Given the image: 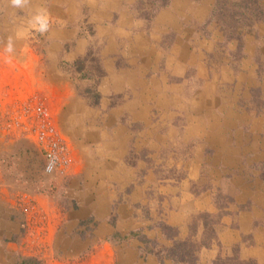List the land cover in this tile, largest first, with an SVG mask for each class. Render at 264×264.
<instances>
[{"label": "rangeland", "instance_id": "1", "mask_svg": "<svg viewBox=\"0 0 264 264\" xmlns=\"http://www.w3.org/2000/svg\"><path fill=\"white\" fill-rule=\"evenodd\" d=\"M149 256L264 264V0H0V264Z\"/></svg>", "mask_w": 264, "mask_h": 264}, {"label": "built area", "instance_id": "2", "mask_svg": "<svg viewBox=\"0 0 264 264\" xmlns=\"http://www.w3.org/2000/svg\"><path fill=\"white\" fill-rule=\"evenodd\" d=\"M44 159H45V171L47 173H50L57 165V160H58L57 155L51 149L45 150Z\"/></svg>", "mask_w": 264, "mask_h": 264}, {"label": "trees", "instance_id": "3", "mask_svg": "<svg viewBox=\"0 0 264 264\" xmlns=\"http://www.w3.org/2000/svg\"><path fill=\"white\" fill-rule=\"evenodd\" d=\"M125 238H126L125 236H121L117 232L113 233L111 236V239L116 242L125 240ZM21 264H34V262L31 259H25V260H22Z\"/></svg>", "mask_w": 264, "mask_h": 264}, {"label": "clouds", "instance_id": "4", "mask_svg": "<svg viewBox=\"0 0 264 264\" xmlns=\"http://www.w3.org/2000/svg\"><path fill=\"white\" fill-rule=\"evenodd\" d=\"M27 0H12V4L15 6H21L26 3ZM37 22L40 23L41 29L46 27V23L39 17H37Z\"/></svg>", "mask_w": 264, "mask_h": 264}, {"label": "crops", "instance_id": "5", "mask_svg": "<svg viewBox=\"0 0 264 264\" xmlns=\"http://www.w3.org/2000/svg\"><path fill=\"white\" fill-rule=\"evenodd\" d=\"M29 259H31V258H29ZM23 260H25V259H23ZM31 260H33V259H31ZM21 262H22V260L17 264H21ZM147 264H157V262L155 261V258L149 256L147 258Z\"/></svg>", "mask_w": 264, "mask_h": 264}]
</instances>
